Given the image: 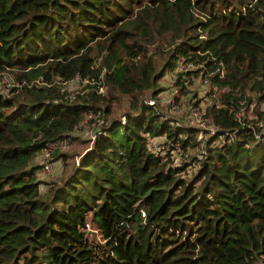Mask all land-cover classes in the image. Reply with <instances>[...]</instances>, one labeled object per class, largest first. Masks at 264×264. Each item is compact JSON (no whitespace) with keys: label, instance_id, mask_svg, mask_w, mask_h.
I'll use <instances>...</instances> for the list:
<instances>
[{"label":"trees","instance_id":"16d2710c","mask_svg":"<svg viewBox=\"0 0 264 264\" xmlns=\"http://www.w3.org/2000/svg\"><path fill=\"white\" fill-rule=\"evenodd\" d=\"M195 58L225 88L202 145L143 104ZM236 111L264 120V0H0V264H264V143Z\"/></svg>","mask_w":264,"mask_h":264},{"label":"built area","instance_id":"2783aa9c","mask_svg":"<svg viewBox=\"0 0 264 264\" xmlns=\"http://www.w3.org/2000/svg\"><path fill=\"white\" fill-rule=\"evenodd\" d=\"M187 74L189 76L187 77ZM223 69L220 64L214 68L213 71H206L203 64L196 58L192 60H179L173 71L168 74V80H174L175 76H181L188 78L186 82H191L187 85L189 94L191 95V103L186 106V109L182 110L180 107L181 98L179 90L173 86V83L167 86L163 91H158L153 97H147L143 100V104L151 108L157 115H160L162 119L169 120L176 127L189 128L194 131V142L202 145L208 138L217 136L218 129L211 124H208L205 119V102H214L215 105H219L218 94H221L225 88L219 90L213 85L212 78H222ZM86 82L80 79L78 76H74L70 82L66 83L69 100H73L74 96L79 93L80 87ZM197 83L196 90H191L192 84ZM98 94H103L102 89H98ZM165 113V114H164ZM234 113V119L237 121L248 122L249 128H255L258 133L256 134V140L259 145L264 143V120H258L254 122L249 116L243 118L241 112L236 111ZM172 116V119L169 118ZM89 118V116H88ZM85 121L82 122L84 124ZM90 138H92L90 136ZM147 151L154 158H162L168 160V165L173 170H178L182 167L181 150L178 149L176 143L166 142L163 137L147 138ZM53 146H48L43 150L38 157L37 166L38 174L41 178L52 179L54 177V162L52 160ZM76 161V159H75ZM189 169L184 168V174H188ZM88 229V226H86Z\"/></svg>","mask_w":264,"mask_h":264},{"label":"rangeland","instance_id":"374dc122","mask_svg":"<svg viewBox=\"0 0 264 264\" xmlns=\"http://www.w3.org/2000/svg\"><path fill=\"white\" fill-rule=\"evenodd\" d=\"M168 74L167 75H165V76H163V78L160 80V82H159V84H158V87H160V89H158V90H160V91H163L167 86H169V85H171L172 83H173V81L174 80H170V78H169V80L167 79L168 77ZM196 87H197V83H193L192 84V87H191V90H193V91H195L196 90ZM66 89H71V87L69 86L68 88H66ZM186 90V94L184 95V94H180V98H181V103H180V107L182 108V110H184V109H186V106L188 105V104H190L191 103V95L188 93V88H186L185 89ZM102 92L104 93V91L102 90ZM219 95L220 94H218V96L217 97H219ZM212 104V102L210 101V102H205L204 103V108L207 110V108H209V106ZM165 114V113H164ZM250 117V116H249ZM169 118L170 119H172V116H169ZM245 118H247V117H245ZM251 118V117H250ZM162 119V118H161ZM163 120V119H162ZM206 122L208 123V124H210V121L208 120V119H206ZM243 126L245 127V128H249V124H248V122L246 121H244L243 123ZM81 136H82V138L84 139L85 138V134H83V133H81L80 134ZM59 150H62V149H59ZM195 170V168L192 170L191 169V173L193 172ZM54 171H55V169H54ZM190 173V174H191ZM189 174V175H190ZM185 177H189V176H185ZM89 228H91L89 225H88V229ZM93 239L94 240H98V235H97V233L96 232H93Z\"/></svg>","mask_w":264,"mask_h":264}]
</instances>
